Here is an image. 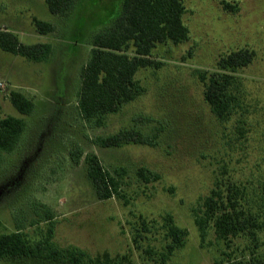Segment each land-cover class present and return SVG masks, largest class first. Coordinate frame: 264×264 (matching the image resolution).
<instances>
[{
  "label": "rangeland",
  "instance_id": "rangeland-1",
  "mask_svg": "<svg viewBox=\"0 0 264 264\" xmlns=\"http://www.w3.org/2000/svg\"><path fill=\"white\" fill-rule=\"evenodd\" d=\"M122 3L78 0L60 16L45 0H0L1 30L26 44L53 46L41 63L0 49V119L26 123L18 148L0 151V233L22 230L36 242L54 224V245L65 255L86 252L85 264H232L254 253L264 257V0H185L189 39L158 45L151 60L159 67L137 73L145 93L98 127L80 114L81 70L91 56L92 36L109 25ZM34 18L52 23L55 31L40 34ZM241 50L253 52L254 59L230 73L235 110L221 121L204 98L201 74L210 75L219 59ZM11 91L34 103L30 115L12 105ZM133 129L152 144L101 148L95 142ZM76 149L82 151L79 165L71 155ZM88 154L118 177L121 198L98 200L87 178ZM141 167L152 173L149 182L139 177ZM219 181L245 192L246 208L262 224L258 249L245 237L226 246L212 226L201 241L195 214ZM48 209L55 217L51 223ZM168 216L188 236L161 262ZM0 264L70 263L8 258Z\"/></svg>",
  "mask_w": 264,
  "mask_h": 264
},
{
  "label": "trees",
  "instance_id": "trees-1",
  "mask_svg": "<svg viewBox=\"0 0 264 264\" xmlns=\"http://www.w3.org/2000/svg\"><path fill=\"white\" fill-rule=\"evenodd\" d=\"M78 0H45L53 15L67 16ZM185 0H123L120 12L106 27L92 36L91 56L81 70V90L78 107L81 116L88 122L100 127L105 117L117 114L121 109L141 97L146 89L136 78L141 69L159 67L151 60L154 49L160 44L180 45L189 39V29L184 23ZM37 31L46 35L56 27L46 21L34 18ZM0 49L15 56H21L37 63L46 62L53 54L50 43H23L11 31L0 29ZM254 53L248 50L232 52L219 59L215 71L210 75L201 74L205 84L204 98L212 113L221 121L228 120L235 110V96L230 92L233 77L248 66ZM10 101L24 116L33 112L34 103L23 93L10 92ZM0 104V112H1ZM26 130L25 120L14 116L0 119V151L14 152ZM96 144L101 148H121L128 144H152L138 130H122L108 137H99ZM76 165L82 158L81 150L72 152ZM87 178L96 197L100 201L121 198V183L117 176L106 170L96 154L85 157ZM122 170V169H120ZM123 173L125 171H122ZM148 169H138L139 177L150 181ZM245 192L234 182L216 183L202 203L201 213L195 214V223L201 241L208 236V228L213 227L218 240L230 246L233 240L245 237L254 248H259V233L262 224L249 211L245 202ZM46 220L51 223L54 214L46 210ZM166 246L161 262H166L186 242L188 231L179 227L172 216L165 218ZM43 239L33 242L22 230L0 233V259L26 258L34 260L85 264L86 252L75 249L63 254L53 242L54 224ZM139 236V235H137ZM135 244H138L134 237ZM252 255L235 260L232 264H264V257Z\"/></svg>",
  "mask_w": 264,
  "mask_h": 264
}]
</instances>
